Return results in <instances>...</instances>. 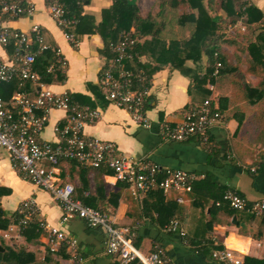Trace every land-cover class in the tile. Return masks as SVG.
Instances as JSON below:
<instances>
[{
    "label": "crops",
    "instance_id": "crops-1",
    "mask_svg": "<svg viewBox=\"0 0 264 264\" xmlns=\"http://www.w3.org/2000/svg\"><path fill=\"white\" fill-rule=\"evenodd\" d=\"M29 1L35 8L33 16L5 26L28 33L33 25H38L45 43L60 51L67 62V71L60 74L62 80L54 77L51 84H45L54 94L77 96L76 104L101 111L96 123L85 126L84 135L114 144L118 156L150 161L164 172L180 171L197 178L190 193L166 196L156 189L149 195L136 197L127 185L117 182L109 170L85 169L77 162L61 160L56 168L60 182L72 184L75 197L84 205L106 214L115 227L128 229V236L137 249L148 254L159 248L171 264H221L212 254L224 248L237 252L243 260L245 257L264 260V219L246 212L233 213L224 205L216 206L227 190L235 191L249 205L264 199V145L257 140L251 143L249 127L244 128L247 114L239 107H227L224 121L211 130L207 145L194 141H163L160 137L163 124L179 123L185 112L210 97L217 99L221 107L220 101L229 100L231 96L228 82L211 84L207 81L201 85L169 66H160L156 59L142 55L138 58L140 64H149L157 70L148 82L146 116L150 124L137 125L126 110L104 100L99 85L111 52L97 27L103 20L102 12L112 6L113 0H84L80 5L79 13L87 20L80 25L78 33L74 28L79 39L77 47L65 40L62 31L48 15L45 0ZM72 2L67 1L70 10ZM136 5L142 16L147 12L155 15L158 11L157 0L145 11L139 0ZM169 14L155 17L157 23L169 21L172 17ZM173 32L178 38L183 34L177 26ZM161 35L163 38L168 36L169 29L162 28ZM146 40L150 37L141 39L140 44ZM11 52L12 48L6 51L7 54ZM187 65L193 67L190 62ZM124 66L127 71H138L133 60H128ZM205 72L202 69L200 75ZM210 87L214 88L213 92ZM26 91L33 94L34 88L26 84ZM65 115L62 110L48 113L47 125L40 135L41 142L55 146L58 139L54 128L64 123ZM45 167L48 168L46 164ZM178 198L182 202H178ZM28 199L34 200L38 206L36 220L44 225L43 233L28 241L24 237L10 240L0 237L1 248L2 245L24 248L37 261L43 260L51 254L48 230L54 228L75 242L74 248L66 247L65 256L52 254L54 262L75 264L71 253L79 249L85 258L82 264L117 263L116 256L105 252V234L100 228H88L78 218L61 224L62 210L51 194L37 188L19 173L13 167L8 152L0 148V213L2 219L9 222L8 228L17 221L20 203ZM173 221L178 222V230L169 232L167 228ZM6 231L0 230V233Z\"/></svg>",
    "mask_w": 264,
    "mask_h": 264
},
{
    "label": "built area",
    "instance_id": "built-area-1",
    "mask_svg": "<svg viewBox=\"0 0 264 264\" xmlns=\"http://www.w3.org/2000/svg\"><path fill=\"white\" fill-rule=\"evenodd\" d=\"M67 1L45 0L48 15L62 31L65 40L77 47L79 39L74 28L78 20ZM34 12V5L29 0H0V85L17 84V90L8 102L0 96V148L8 152L13 167L19 173L37 188L51 194L61 207V224L78 218L91 227L100 228L105 234V252L117 257L116 264H171L163 250L156 248L148 254L141 252L129 238L128 229L115 227L106 214L84 205L75 197L72 184L60 182L56 168L61 160H72L93 169L106 168L117 182L127 185L136 197L145 196L155 187H159L166 196L190 193L197 178L180 171L164 172L150 161L118 156L114 144L84 135L85 126L96 123L101 111L73 103L67 93L54 94L36 73L37 59L51 49L45 43L41 28L33 25L26 33L5 26L20 18L33 16ZM241 30L244 32L245 29ZM134 46L135 40L129 34H121L116 42L109 45L113 58L100 75L99 85L106 102L126 110L137 125L148 126L150 122L145 111L149 97L147 75L141 70L127 71L124 66L125 59L132 60L128 50ZM9 48H12V52L7 54ZM66 71L67 62L56 49L46 73L64 75ZM27 83L34 88L33 94L26 91ZM213 89L210 87V91L213 92ZM52 110H62L66 114L64 123L54 128L58 139L55 146L40 140L47 125L48 113ZM224 119L225 114L220 111L218 100L210 97L185 112L179 123L163 124L160 137L163 141H194L207 145L211 130ZM177 201L182 202V199L178 198ZM222 205L264 219V199L249 205L235 191L227 190L221 202L216 203L218 207ZM17 214L16 223L0 233V237L19 239L27 225L38 216V206L32 199L25 200L20 203ZM41 226L44 227L43 224ZM167 229L176 232L178 222L173 221ZM180 233L184 236L183 232ZM48 244L52 253L57 252L62 244L71 248L75 246V242L63 231L54 228L48 230ZM212 257L221 264H243L241 256L227 248L214 251ZM76 263L81 261L76 260Z\"/></svg>",
    "mask_w": 264,
    "mask_h": 264
},
{
    "label": "trees",
    "instance_id": "trees-1",
    "mask_svg": "<svg viewBox=\"0 0 264 264\" xmlns=\"http://www.w3.org/2000/svg\"><path fill=\"white\" fill-rule=\"evenodd\" d=\"M216 1L218 0H157L156 14L147 12L142 16L137 5L131 0H113L112 6L102 12L103 20L98 25L97 32L102 36L108 49L109 45L116 42L121 34H129V37L135 40V46L129 49L128 53L137 63V70L147 75V87L152 73L157 68H152L149 64L141 65L138 58L142 55L156 59L160 66H169L183 76L198 81L201 85L207 81L211 84L219 81L228 82L231 96L229 100L220 101V111L225 113L227 107L231 105L239 107L243 113L247 114L244 128L249 127L250 129L248 132L251 143L257 140L264 145V0H219V10L223 12V15L216 13ZM83 2L84 0H81L78 4L77 1H73L71 4L72 14L78 20L75 27L77 33L80 25L87 20L79 13V7ZM165 13H170L171 19L158 24L155 17L162 18ZM227 20L230 22L226 23ZM237 22L246 25L244 33L247 30L251 31L245 44L237 43L227 37L229 36L228 26L236 25ZM176 26L180 32H183L180 38L177 33L174 35L173 30ZM166 27L169 29V35L163 38L162 28ZM146 37H150V40L140 44V40ZM230 49L233 51L230 52ZM50 50L40 56L35 65L36 73L46 84H51L54 77L55 80H62L59 73L53 75L46 73V67L55 51L52 48ZM111 58H113L112 53ZM127 61L125 59L124 63ZM188 62L192 63L193 67L188 66ZM202 69L206 72L200 75ZM251 77L255 79L254 82ZM16 90L17 84L14 83L0 85V96L8 102ZM71 100L76 103L77 96H71ZM147 104L146 101L145 111H147ZM257 135L258 139H256ZM70 162L75 161L70 160ZM78 165L85 169H93ZM100 169L108 170L106 168L95 170ZM156 189L158 192L162 191L159 187H155L147 195ZM232 212L245 213L233 210ZM2 216L0 213V230H8L9 222L2 219ZM36 218L27 225L21 235L27 241L43 233L41 223ZM80 220L88 228L97 229L91 227L85 220ZM2 246L0 264H59L53 261L51 255L58 253L57 255L65 256L67 247L62 244L54 253L48 248L51 254L37 261L35 256L26 252L24 248ZM71 257L75 264H82L85 259L79 249L72 252ZM74 257L81 263H76ZM243 264H264V260L245 257Z\"/></svg>",
    "mask_w": 264,
    "mask_h": 264
},
{
    "label": "rangeland",
    "instance_id": "rangeland-1",
    "mask_svg": "<svg viewBox=\"0 0 264 264\" xmlns=\"http://www.w3.org/2000/svg\"><path fill=\"white\" fill-rule=\"evenodd\" d=\"M139 1L141 2V4L143 3V11L147 10L149 8V6L152 4V2H154V0H139ZM131 2L136 4V2H138V0H131ZM256 4H257V2H256ZM216 5H217V7L215 6L217 8L216 13L223 15V12L221 10H219V0L216 1ZM213 14H215V12H213ZM225 22L229 23L230 21L227 20ZM228 27L229 28L227 30V33L229 34V36H227V37L230 38V40H235L237 43L245 44L246 38H247V36H249V34L251 32V31L249 32V30H247L245 33L242 32L241 28L245 29L246 25H244V23H242V22H237L236 25H230ZM230 28H231L232 32L231 31L229 32ZM224 48H226V45H224ZM229 51L232 52L233 49H230ZM251 80L253 82L255 81V79L252 77H251Z\"/></svg>",
    "mask_w": 264,
    "mask_h": 264
},
{
    "label": "water",
    "instance_id": "water-1",
    "mask_svg": "<svg viewBox=\"0 0 264 264\" xmlns=\"http://www.w3.org/2000/svg\"><path fill=\"white\" fill-rule=\"evenodd\" d=\"M0 251H3V249L0 247Z\"/></svg>",
    "mask_w": 264,
    "mask_h": 264
}]
</instances>
